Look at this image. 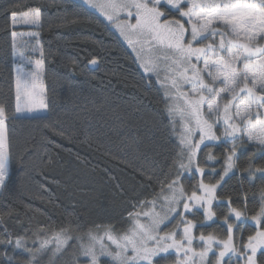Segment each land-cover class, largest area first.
<instances>
[{
	"label": "snow or ice",
	"instance_id": "6c2138e0",
	"mask_svg": "<svg viewBox=\"0 0 264 264\" xmlns=\"http://www.w3.org/2000/svg\"><path fill=\"white\" fill-rule=\"evenodd\" d=\"M83 4L131 48L145 82L150 85L155 78L160 85V103L170 135L178 138V149L163 175L152 162L134 169L141 186L153 191L131 205L121 228L97 224L84 231L69 218L56 228L38 226L29 235L27 229L17 232L9 227L8 220L18 209L0 211V264H42L44 259L56 264L65 258V264H264V0H83ZM61 6V0H46L44 5L18 4L4 10L5 23L11 26L10 32L6 28L11 55L27 64L33 61L25 56L26 50L39 51L41 57L32 71H25L23 64L16 67L14 112L0 104V196L10 200L15 197L7 121L17 114L53 112L43 48L30 47L17 37L38 38L44 8L54 7L59 13ZM82 19L91 22L87 14L76 13L70 20L63 15L61 23ZM88 63L95 66L100 60L93 57ZM107 107L105 101L96 110ZM135 111L144 108L137 105ZM52 137L80 140L89 147L98 144L87 127L65 129L59 119L44 124L42 140L60 149ZM217 143L226 145L218 154L213 151ZM126 146L138 152L143 141L134 138ZM246 148L251 151L241 160V149ZM51 164V157H41L37 174L43 175ZM244 174L250 185L258 182L259 199L251 211V187H245ZM186 177H191L187 186ZM48 202L54 206V201ZM216 221L223 230H207L205 226Z\"/></svg>",
	"mask_w": 264,
	"mask_h": 264
},
{
	"label": "trees",
	"instance_id": "16d2710c",
	"mask_svg": "<svg viewBox=\"0 0 264 264\" xmlns=\"http://www.w3.org/2000/svg\"><path fill=\"white\" fill-rule=\"evenodd\" d=\"M45 3L46 0H0V104L6 105L10 114L15 105L14 73L11 37L6 33L11 26L5 23L4 10L18 4ZM61 5L59 13L54 7L44 8V27L39 36L47 70L45 86L53 112L45 114L48 121L36 116H16L7 121L15 199L0 196V211L8 207L18 209L8 220L9 227L17 232L27 229L29 235L38 226L56 228L69 218L84 231L97 224L125 226L131 205L137 199L150 197L153 191L152 187L141 186L142 178L134 169L152 162L157 174L163 175L178 149V138L170 135L160 103L162 90L153 82H145L144 73L126 44L107 23L81 4L61 0ZM76 13L82 17L87 14L91 22L82 19L75 24L61 23L63 15L70 20ZM93 57L99 58L98 65L88 63ZM105 101L108 107L97 111V106ZM137 105H142L144 111H135ZM57 119L65 129L87 127L98 144L89 147L80 140L70 142L52 137L61 145L60 149H53L43 142L42 135L44 124ZM134 138L143 141L138 152L126 146ZM225 146L222 144L217 150L222 152ZM249 151L250 148L241 149V160ZM41 157L52 159L43 175L36 171ZM242 178L245 187H251V211L259 199L258 182L250 185L246 174ZM36 195L43 199L29 198ZM49 200L54 201V206ZM17 201H23V205ZM24 205L40 211H29ZM213 225L218 229L222 226L219 222ZM65 259L56 264H65ZM42 264H48L47 259Z\"/></svg>",
	"mask_w": 264,
	"mask_h": 264
},
{
	"label": "rangeland",
	"instance_id": "374dc122",
	"mask_svg": "<svg viewBox=\"0 0 264 264\" xmlns=\"http://www.w3.org/2000/svg\"><path fill=\"white\" fill-rule=\"evenodd\" d=\"M73 1H75V2H77V3H79V4H81L82 6H84L86 9H88L90 12H92V13H94L96 16H98L102 21H104L105 23H107L108 24V22L102 17V16H100L97 12H95L94 10H92V9H89L88 7H87V5H84L83 4V0H73ZM109 25V24H108ZM110 26V25H109ZM111 27V26H110ZM112 28V27H111ZM22 29H25V30H22ZM113 29V31L114 32H116V34L119 36V33L114 29V28H112ZM18 30L19 31H35L36 29L35 28H31V27H29V28H25V27H19L18 28ZM120 37V36H119ZM17 39L18 40H20V41H27L28 42V44L30 45V47H36V48H42L41 47V44H40V41H39V37L38 38H32V37H29V36H27V35H25V36H18L17 37ZM120 39L126 44V46L128 47V45H127V43L123 40V38H121L120 37ZM128 49L130 50V52L133 54V56H134V58H135V54L132 52V50H131V48H129L128 47ZM25 56L28 58V59H30V60H32L33 61V64H27V63H25V62H22V61H20V59L18 58V57H13V73H14V81H15V75H16V67H18V66H20L21 64H23V67H24V69H25V71H32V70H34V62H35V60H37V59H40L41 57H40V52L39 51H35V52H33V51H31V50H26L25 51ZM138 63V62H137ZM138 65H139V63H138ZM141 69V68H140ZM141 71L143 72V70L141 69ZM144 73V72H143ZM153 83H155L157 86H159L160 87V85L159 84H157L156 83V81H155V78H153V81H152ZM45 114H47V113H39V114H36V116L37 115H45ZM16 116H33L32 114H28V113H23V114H17ZM222 145V143H217V144H214L213 146H215V147H213V151H214V153H221V151H219V150H217V147H220ZM216 148V149H215ZM191 180V177H186L185 178V180H184V183H185V185L187 186L188 185V183H189V181ZM216 222H219V221H216ZM215 223V222H214ZM213 222H210L208 225H206L205 227L207 228V230H212L213 228H215V229H217L218 231H222L223 230V225L220 227V229H218L217 227H216V225H213L214 224ZM250 223V225H251V222H249ZM211 226V227H210ZM209 227V228H208Z\"/></svg>",
	"mask_w": 264,
	"mask_h": 264
},
{
	"label": "bare ground",
	"instance_id": "6f19581e",
	"mask_svg": "<svg viewBox=\"0 0 264 264\" xmlns=\"http://www.w3.org/2000/svg\"><path fill=\"white\" fill-rule=\"evenodd\" d=\"M178 145V144H177Z\"/></svg>",
	"mask_w": 264,
	"mask_h": 264
},
{
	"label": "crops",
	"instance_id": "0c3cea01",
	"mask_svg": "<svg viewBox=\"0 0 264 264\" xmlns=\"http://www.w3.org/2000/svg\"><path fill=\"white\" fill-rule=\"evenodd\" d=\"M250 222V221H249Z\"/></svg>",
	"mask_w": 264,
	"mask_h": 264
}]
</instances>
